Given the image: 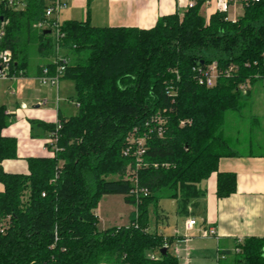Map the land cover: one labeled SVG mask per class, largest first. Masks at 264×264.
I'll return each mask as SVG.
<instances>
[{"label":"trees","instance_id":"obj_1","mask_svg":"<svg viewBox=\"0 0 264 264\" xmlns=\"http://www.w3.org/2000/svg\"><path fill=\"white\" fill-rule=\"evenodd\" d=\"M22 1L25 8L16 10L0 0V51H12L13 76L27 72L32 46L42 59L55 55L50 26L37 27L50 22L47 2ZM205 2L151 29L61 23V48L71 58L62 79L75 82L79 112L58 123L32 122L56 139L53 156L27 158L26 174L0 168V264H179L171 251L177 238L149 232L152 208L201 195L213 173L218 199L236 192V174L219 172V161L235 155L224 130L241 107V86L264 81V0L243 2L236 21L221 12L207 21ZM215 62V86L199 85L198 71ZM47 68L55 73V65ZM6 111L0 102V163L18 151L17 140L3 136ZM132 136L146 138L138 177L150 195L140 203L123 180L137 164L135 148L124 154ZM107 195L136 208L128 226L98 230L95 211ZM235 248L236 264H264V238Z\"/></svg>","mask_w":264,"mask_h":264},{"label":"crops","instance_id":"obj_2","mask_svg":"<svg viewBox=\"0 0 264 264\" xmlns=\"http://www.w3.org/2000/svg\"><path fill=\"white\" fill-rule=\"evenodd\" d=\"M191 1L194 0H72L59 15V21L88 22L94 27L151 29L163 17L174 14L183 17ZM216 12L214 2L205 3L201 9L207 21ZM243 14L242 4L237 3L227 15L229 20L236 21ZM34 56L39 60L32 66ZM53 62V58L42 59L37 47L32 46L25 75L0 81V102L5 105L10 120L3 136L15 138L18 145L17 158L0 163V168L8 173L26 174L27 158L53 156L51 135L41 128L34 129L32 122L56 123L61 118L78 115L77 103L73 106L61 100H72L74 96L68 79H62L57 87L44 86L39 81L41 70ZM50 73L54 74L51 70ZM242 94L241 107L228 114L224 130L235 155L219 161V172L236 174V192L218 199L217 173H213L199 186L201 195L184 201L174 199L184 223L176 225L169 235L156 233L177 238L171 251L179 264H236L234 249L238 241L264 238V81L249 85ZM44 100L47 104L40 105ZM159 203L151 211V233L157 232L160 221H169L163 210L162 215L158 212ZM127 205L132 207L128 216L135 209ZM190 219H195L197 224L187 229ZM209 228L217 231L218 238L204 237ZM222 255L225 259L220 258Z\"/></svg>","mask_w":264,"mask_h":264},{"label":"built area","instance_id":"obj_3","mask_svg":"<svg viewBox=\"0 0 264 264\" xmlns=\"http://www.w3.org/2000/svg\"><path fill=\"white\" fill-rule=\"evenodd\" d=\"M47 2V8H46V17L49 23H40L37 25L38 28L48 29L49 26L51 28V34L54 38V44H55V55L53 56L54 62L53 65H55V73L51 74L49 69L47 67L43 68V71L41 73V76L39 78V81L44 86H54L57 87L59 82L62 80L66 68L69 65L70 61L65 52L61 48V40L64 38V34L61 32V22L59 21V15L62 11L67 9L71 3L72 0H44ZM249 0H206V4H209L210 2H214L217 12L226 13L228 14L230 11V8L233 4L237 3H247ZM197 0L191 1L188 4V9L193 8L196 5ZM8 6L16 9L21 10L25 8V3L22 0H9ZM243 6V5H242ZM4 27L5 24L2 25V28L0 30V40L4 36ZM48 27V28H47ZM13 61V54L11 50H3L0 51V81L1 80H7L10 78H14L17 76H13L10 74L11 71V65ZM234 67H231L229 71H233ZM198 83L201 86H205L207 88H212L215 86L219 71H218V64L215 62L211 66H209L206 69L199 70L198 71ZM20 76H23V74H20ZM249 83H246L241 86V90L246 91L249 87ZM47 104V101L44 100L40 103V105ZM77 106L79 108V104L77 103ZM155 121L159 123V125H163L164 122L160 116L158 118H155ZM57 121L56 123H58ZM61 129L60 124L57 126V130ZM164 133L163 128L160 127L158 129V135L162 136ZM54 136V135H53ZM51 139L53 141V144H55L56 139L51 136ZM145 141L146 138L141 137L137 138L132 136L129 139V147L125 149L124 154L125 156H128L131 154L133 149L135 148V156H137V164L136 168L134 170L129 167L127 169L126 175L124 176L123 180L130 183L132 186V189L130 191L129 197L134 199L136 203H140L143 198H146L150 195L149 190L146 187H142L139 183V177H138V171L140 170L142 166V159L140 157L145 153ZM56 149V148H55ZM136 212V208H135ZM197 224V221L195 219H190L186 227L187 229H191L193 226ZM2 231V229H0ZM204 237L206 238H218L217 231L214 228H209L205 233ZM243 241H238L239 244H241ZM165 248L169 249V246L166 244ZM235 255L240 254V248L234 249ZM154 258V257H153ZM221 259H225V256L222 255L220 257Z\"/></svg>","mask_w":264,"mask_h":264},{"label":"rangeland","instance_id":"obj_4","mask_svg":"<svg viewBox=\"0 0 264 264\" xmlns=\"http://www.w3.org/2000/svg\"><path fill=\"white\" fill-rule=\"evenodd\" d=\"M38 60L39 59H37L35 56L32 57L31 58L32 66L34 64L33 62L38 61ZM66 82L73 86L74 96L72 100H66L63 98H61V100L71 102L73 103V106H75V104L77 103V92H76L75 82L69 79ZM177 204L178 202L175 201L174 199H163L159 203L158 212L160 213V215H162V210H163L165 214L169 217L168 218L169 221H166V220L160 221L157 232L153 230L152 232H155L158 234L164 233L166 235H169L175 230L176 225L180 226L184 223L183 217L180 214H178L179 207ZM131 209L132 207L124 203V199L122 196L107 195V196L102 197L95 211L99 219L98 230L104 231V230H107L113 227L126 226L127 223L130 222L131 214L127 216V213H130ZM125 213H126V217H125ZM1 226L2 225H0V228Z\"/></svg>","mask_w":264,"mask_h":264},{"label":"water","instance_id":"obj_5","mask_svg":"<svg viewBox=\"0 0 264 264\" xmlns=\"http://www.w3.org/2000/svg\"><path fill=\"white\" fill-rule=\"evenodd\" d=\"M51 32L50 31H45V34H50ZM167 252H168V249L167 248H164V249H162L161 250V255H166L167 254Z\"/></svg>","mask_w":264,"mask_h":264}]
</instances>
